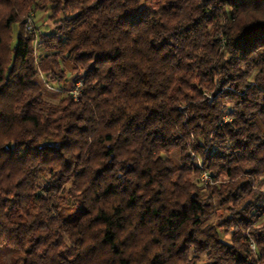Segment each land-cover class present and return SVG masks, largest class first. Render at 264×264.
Segmentation results:
<instances>
[{"label": "trees", "instance_id": "16d2710c", "mask_svg": "<svg viewBox=\"0 0 264 264\" xmlns=\"http://www.w3.org/2000/svg\"><path fill=\"white\" fill-rule=\"evenodd\" d=\"M0 247L264 264V0H0Z\"/></svg>", "mask_w": 264, "mask_h": 264}, {"label": "rangeland", "instance_id": "374dc122", "mask_svg": "<svg viewBox=\"0 0 264 264\" xmlns=\"http://www.w3.org/2000/svg\"><path fill=\"white\" fill-rule=\"evenodd\" d=\"M35 27H37L38 29H40V31H46V30H50L52 27L51 22L47 19V14L37 13V18L34 19V24ZM33 26V27H34ZM69 64H66V66H68ZM69 67V66H68ZM66 69V68H65ZM65 74H66V70H65ZM69 76V75H68ZM43 90V94L46 97V99L50 100V101H57L59 99V97L62 95V93L60 94L58 91V87L54 84H45L42 81L38 82ZM66 87H71V82L68 80L66 82ZM173 158L176 160L177 159V153L173 154ZM6 247H0V263H4L5 264H9V255L10 252L8 250H6Z\"/></svg>", "mask_w": 264, "mask_h": 264}, {"label": "built area", "instance_id": "2783aa9c", "mask_svg": "<svg viewBox=\"0 0 264 264\" xmlns=\"http://www.w3.org/2000/svg\"><path fill=\"white\" fill-rule=\"evenodd\" d=\"M32 27H33V21H32V19H31V18H27V30H31ZM76 94H77V92L74 91V92H73L74 97L76 96ZM201 181H202L204 184L211 183V182H210L211 179H210V177L208 176V174H206V173L202 174V176H201Z\"/></svg>", "mask_w": 264, "mask_h": 264}, {"label": "crops", "instance_id": "0c3cea01", "mask_svg": "<svg viewBox=\"0 0 264 264\" xmlns=\"http://www.w3.org/2000/svg\"><path fill=\"white\" fill-rule=\"evenodd\" d=\"M68 66H69V67H68ZM68 66L65 65V68H66V74H65V75H66L67 77H68V75L70 74V71H71V69H72L70 65H68ZM58 88H59V87H58ZM58 90H59V89H58ZM58 92L60 93V91H58ZM59 98H60V97H59Z\"/></svg>", "mask_w": 264, "mask_h": 264}]
</instances>
